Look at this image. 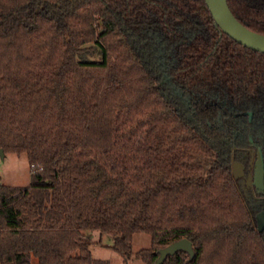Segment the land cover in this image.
<instances>
[{"label":"trees","instance_id":"trees-1","mask_svg":"<svg viewBox=\"0 0 264 264\" xmlns=\"http://www.w3.org/2000/svg\"><path fill=\"white\" fill-rule=\"evenodd\" d=\"M264 34V0H228ZM250 113L253 114L250 120ZM264 145V53L205 0H0V148L31 182L0 179V264H109L89 232L135 233L163 264H264V232L232 170Z\"/></svg>","mask_w":264,"mask_h":264},{"label":"water","instance_id":"water-1","mask_svg":"<svg viewBox=\"0 0 264 264\" xmlns=\"http://www.w3.org/2000/svg\"><path fill=\"white\" fill-rule=\"evenodd\" d=\"M206 4L213 15L216 25H218L228 36L236 40L243 46L264 53V34L256 32L241 21L233 14L228 0H205ZM0 155L4 157L5 152L0 148ZM243 165L235 162L233 166V175L235 179L242 176ZM255 183L258 187L264 182V163L261 150H258L257 159L255 163ZM258 230L262 231L263 226L260 222ZM179 250L187 251L191 258L195 256L193 243L188 238H182L172 242L166 247L160 249L159 257L156 264H163L169 255H174Z\"/></svg>","mask_w":264,"mask_h":264},{"label":"rangeland","instance_id":"rangeland-1","mask_svg":"<svg viewBox=\"0 0 264 264\" xmlns=\"http://www.w3.org/2000/svg\"><path fill=\"white\" fill-rule=\"evenodd\" d=\"M0 179L4 184L11 186H27L31 182L30 164L27 154L5 153L0 155ZM92 244L93 256L104 259L109 264H145L143 260L136 258L135 254L145 248L151 247L152 238L146 232L134 234L131 256L125 260L124 256L117 253L113 248L114 236L99 231L88 233Z\"/></svg>","mask_w":264,"mask_h":264},{"label":"flooded vegetation","instance_id":"flooded-vegetation-1","mask_svg":"<svg viewBox=\"0 0 264 264\" xmlns=\"http://www.w3.org/2000/svg\"><path fill=\"white\" fill-rule=\"evenodd\" d=\"M252 118L253 114L250 113V120H252ZM258 150L262 152L264 163V145L250 137L249 146L241 149L238 155L233 159L232 170L235 162H239L243 165L242 176L237 179L239 188L249 207L255 211L257 229L261 222L263 230L260 232H264V182L263 185L258 187L254 178Z\"/></svg>","mask_w":264,"mask_h":264}]
</instances>
